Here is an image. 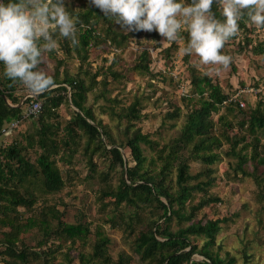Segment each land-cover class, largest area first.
Returning <instances> with one entry per match:
<instances>
[{
	"label": "rangeland",
	"instance_id": "1",
	"mask_svg": "<svg viewBox=\"0 0 264 264\" xmlns=\"http://www.w3.org/2000/svg\"><path fill=\"white\" fill-rule=\"evenodd\" d=\"M185 3L190 4L191 1L185 0ZM66 6L73 14L92 5L90 0H66ZM110 23L112 30L118 33V47L113 48L102 39L98 40L89 47L86 61L80 62L72 50L70 41L57 36L58 46L56 50L46 54V63L42 67L54 80L73 76L82 78L87 86H92L86 93L85 104L92 109L96 121L105 126L114 144L119 142L125 144L126 132L131 136L136 128L148 134L151 144L142 143L141 147L146 157L144 166L151 174L159 171L163 161L170 164L172 158L168 156V152L187 155L189 148L192 147V143L186 146H181V142H178L179 146L175 143L187 113L197 106L195 103L197 94L189 82L191 68L199 74L207 73L206 75L218 83L228 97L236 96L242 100L244 106H240L239 103L238 106L245 110L254 107L259 100H264V54H256L253 51L254 45L264 40V27H257L251 21H247L246 29L240 28L239 34L225 44L222 54L230 56L232 61L228 69H222L220 66L201 64L200 58L195 54L185 58L182 49L188 40L186 31L181 32L177 42L162 43L164 38L156 31L128 30L116 24L113 19L108 22L100 18L98 31L102 32V27ZM246 37L250 38L249 43L245 41ZM67 46L71 50L69 53L66 51ZM143 51H147L148 73L133 68L141 59ZM2 65L0 62V68ZM102 79L106 80L105 89L100 83ZM16 91L20 100L29 94L22 84L16 86ZM67 97L56 110L57 116L52 120L60 124L59 136L63 135V126L69 122L76 110ZM187 97L193 100L187 103L185 99ZM134 100L139 102L137 108L140 119L129 122L125 117L118 116L123 108ZM111 107L114 108V113L110 111ZM175 111L178 115L170 117L169 113ZM222 112H225L224 108L211 114L215 124L214 132L217 133L221 130L217 119ZM38 116L39 114L25 118L15 127L8 128L0 137V150L15 140L23 142L24 135H34L38 126ZM240 118V115L235 117L227 114V119L232 123L228 131L230 135L244 134L237 124ZM246 138L250 140L249 137ZM77 140L70 148L62 145L59 153L54 156L63 179L62 188L57 192L47 193L40 187L39 179L30 178L22 188L31 190L37 199L31 208L18 207L17 216L22 220L28 216H40L48 207L54 206L61 212L63 221L81 222L89 227L87 240L84 243L79 241L71 243L53 234L44 239L45 244L42 247H38L37 243L43 236L34 228L23 234L22 243L16 245L17 250H24L27 258L24 261L1 255L4 249L3 231L9 230L7 227H1L0 264H80L78 254L92 251L97 226L110 238L108 254L113 260L123 252L128 258L126 264H142L133 251L134 238L143 228L142 221L156 218L160 211L152 205L139 208L140 217L137 220V208L124 203L115 206L112 197L106 195V192L118 184L123 168L114 162L112 155L105 150L94 152L91 168L85 150V137L81 135L79 141ZM263 141L264 138L261 139V142ZM240 146L236 148L237 151ZM230 150L229 144L225 142L215 148L220 158L210 165L215 180L208 188V192L218 196L220 201L202 207L190 221H185L180 226L199 219L230 217L227 222L221 223L212 246L213 251H217L222 258L234 257L235 261L232 264H264V200L258 199L256 195L258 187L251 177H241L238 174L237 178H233L231 165L236 164L237 158ZM245 151L248 152L249 148ZM121 152L123 159L129 165H133L129 148L125 146ZM23 154L34 162L36 148H28ZM175 164L176 162H173L169 166L165 175L164 182L170 187H175ZM189 165L191 174L201 171L204 167L198 160H190ZM259 171L264 191V165ZM156 179L159 180V177ZM193 194L191 204L199 199L201 192ZM128 215H132L131 218L122 221ZM109 217L113 219L114 225L107 222ZM130 219L134 220L131 222ZM178 226L176 219L173 218L170 228L175 230ZM191 240L200 246L203 238L191 236ZM194 258L200 260L202 256L195 254Z\"/></svg>",
	"mask_w": 264,
	"mask_h": 264
},
{
	"label": "trees",
	"instance_id": "2",
	"mask_svg": "<svg viewBox=\"0 0 264 264\" xmlns=\"http://www.w3.org/2000/svg\"><path fill=\"white\" fill-rule=\"evenodd\" d=\"M212 11L217 18L223 19L220 16L217 0H213ZM73 14L79 17L77 25L79 45L72 46V50L79 57L80 62L86 61L89 47L96 44L98 40L102 39L113 48L119 46L118 33L112 30L111 23L102 27V32L98 31L97 25L100 18L110 21L98 8L89 6L82 11L73 12ZM247 21L250 22L245 15V18L240 21V28L245 30ZM245 41L249 43L250 38L246 37ZM66 51L68 53L71 51L68 46ZM253 51L256 54H264V40L257 42ZM185 58H188V55ZM147 62V51H143L141 59L134 64L133 68L148 73ZM3 72L4 66L2 65L0 68V137L3 135L2 128L5 124L19 119L22 106L33 99V97H26L21 101L22 99L20 100L16 91V86L20 83L17 82L13 85L10 80L4 77ZM189 72L190 86L197 94L195 101L197 106L187 113L175 143L181 142V146L192 143V147L189 148L187 155L173 151L168 152L172 161L170 164L163 161L156 174H151L144 166L146 157L141 144H151L149 135L136 128L131 136L126 132L125 144L122 142L114 144L105 126L100 121H96L92 109L85 104L86 93L92 86H87L82 78L66 76L62 80L55 79L56 87L54 89L36 97L41 101L42 106L34 135H24L23 142L15 140L0 150V228L7 227L9 229L3 231L4 249L1 255L26 261L24 250H17L16 245L22 243L23 234L34 228L43 236L37 243L38 247H42L45 244L44 239L53 234L62 240H69L71 243L76 241L84 243L87 240L90 233L89 227L81 222L63 221L61 212L54 206L48 207L40 216H28L23 220L17 216L19 215L18 207L31 208L37 199L31 190L22 188L30 178L39 179L40 187L47 193L57 192L62 188L63 179L54 156L63 146L70 148L71 145L76 144L75 140L79 141L83 135L91 168L93 165L92 156L97 150L107 151L112 155L113 161L119 163L123 168L118 184L114 189L106 192V195L112 197L115 206L118 207L124 203L129 207L137 208V220L140 217L139 208L152 205L160 211L156 218H147L146 221H142L143 228L137 232L134 238L133 251L142 264L234 263V257L222 258L217 251L212 249L221 223L227 222L230 217L199 219L188 222L184 226H180V224L190 221L202 207L220 201L218 196L208 192V188L215 180L210 165L220 158L219 152H216L215 148L224 142L229 144L231 153L237 158L236 164L231 165L233 178H237L238 174L241 177H251L258 187L256 194L258 199L264 200L259 171L260 167L264 165V141L261 142V139L264 138V100H259L254 107L245 110L238 106V100L228 101V94L218 83L213 82L210 76L199 74L194 68H191ZM100 83L105 89L106 80L102 79ZM66 97L76 110L69 122L63 126V135L59 136L58 126L60 124L52 120L57 116L56 110ZM185 99L187 103L193 100L191 97ZM138 103V100H134L123 108L118 116L125 117L129 122L140 119ZM111 108L110 111L114 113V108ZM221 108H224L225 112L218 116L217 123H220L221 130L217 133L214 132L215 124L211 114L220 112ZM227 114L235 117L241 116L237 124L239 129L244 131L243 135L229 134L228 131L232 123L227 119ZM176 115H178L177 111L169 113L170 117ZM246 136L250 140H247ZM107 145L110 146L107 147ZM239 145L241 146L237 151L236 148ZM125 146L130 150L133 165H129L123 159L121 149ZM28 148H36L37 154L34 162H31L23 154V151ZM247 148H249L248 152L245 151ZM190 160L200 161L204 165L203 169L191 174L189 171ZM173 162H176L175 187H170L165 184L164 180L166 172ZM202 176L203 179H201ZM157 177L159 180L156 179ZM191 181L195 182L191 183ZM196 192H201V195L195 203L191 204L193 193ZM131 216L124 217L122 221H127L126 218H131ZM173 218L179 224L175 230L170 228ZM133 220L130 219L131 222ZM107 222L113 224V219L109 217ZM191 236L203 238L201 245L193 243ZM94 237L92 251L90 253L79 252L80 264L128 263V258L123 252L119 253L115 260L110 257L108 254L110 238L98 226ZM195 254L202 256V259H195Z\"/></svg>",
	"mask_w": 264,
	"mask_h": 264
},
{
	"label": "clouds",
	"instance_id": "3",
	"mask_svg": "<svg viewBox=\"0 0 264 264\" xmlns=\"http://www.w3.org/2000/svg\"><path fill=\"white\" fill-rule=\"evenodd\" d=\"M217 2L223 19L213 13V0H90L106 18L128 30L158 32L162 43L177 42L186 31L184 54H195L203 65L228 69L232 58L222 54L225 44L239 34L245 15L253 25L264 27V0ZM78 24L66 0H0L4 77L13 85L22 84L33 97L54 89L53 77L42 67L46 54L56 50L57 36L78 46Z\"/></svg>",
	"mask_w": 264,
	"mask_h": 264
},
{
	"label": "built area",
	"instance_id": "4",
	"mask_svg": "<svg viewBox=\"0 0 264 264\" xmlns=\"http://www.w3.org/2000/svg\"><path fill=\"white\" fill-rule=\"evenodd\" d=\"M26 97H33V96L28 94L24 98H22L21 101H23ZM236 99H237L236 96H231L228 98V101H232ZM237 100L240 106H244V102L242 100L239 99ZM41 106H42L41 101L39 99H36V97H33V99L30 100V102L27 103L22 109L21 116L19 119L12 120L5 124V126L2 128V134H5L8 128L15 127L23 119L36 116L37 114H39L41 112Z\"/></svg>",
	"mask_w": 264,
	"mask_h": 264
},
{
	"label": "water",
	"instance_id": "5",
	"mask_svg": "<svg viewBox=\"0 0 264 264\" xmlns=\"http://www.w3.org/2000/svg\"><path fill=\"white\" fill-rule=\"evenodd\" d=\"M4 97V96H3ZM5 98V97H4Z\"/></svg>",
	"mask_w": 264,
	"mask_h": 264
}]
</instances>
